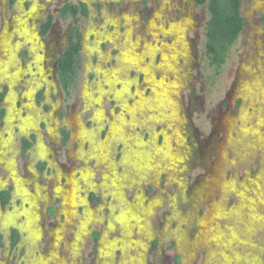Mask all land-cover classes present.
I'll list each match as a JSON object with an SVG mask.
<instances>
[{
	"label": "rangeland",
	"instance_id": "1",
	"mask_svg": "<svg viewBox=\"0 0 264 264\" xmlns=\"http://www.w3.org/2000/svg\"><path fill=\"white\" fill-rule=\"evenodd\" d=\"M85 1L91 2V0ZM260 1H243L242 14L246 21L251 24L241 36L242 40H239V43L232 48L219 75H215L214 71L207 67L206 62L202 59L203 28L208 19V13L204 7H191L189 13L192 21L197 22V25L195 26L196 33L190 35L194 43L189 56L193 60L187 56L189 62L184 65L189 70L180 69L182 75H178L179 73L175 69L168 70L167 65H164H174L173 59H171L172 51L169 52L167 45V41L171 40V37L165 36V33L157 27L158 25L147 22L144 37L136 42L134 33L127 38V33L132 30L131 27H128L126 32V25L122 18L117 19L116 26L119 27L120 42L124 43V47L128 49L129 53L127 60L123 59L121 55H117L118 61L127 64V66H122L118 63L117 70L125 75L129 67L128 77L134 78L135 87L143 90V95L147 94L145 101L137 100L134 86L129 87L125 96L122 92L121 98L132 101L134 105L128 111L126 109L124 113L122 109V111L115 113L118 115L116 118L119 119L120 124L113 126L111 136L101 143H96L92 138L95 130L85 131L79 117H75L76 138L87 141L92 139L89 141L92 147L90 153H85L83 151L87 148L86 142H82L79 146V142L74 140L69 145V151L74 153L79 147L80 149L75 152V158L86 160L94 152L95 157L99 159V153L96 151L99 150L102 152L101 160L110 169H113L116 164L110 159L111 152L109 149L113 148L116 145L115 142L118 141L125 148L121 159V164L126 168L123 175L126 181L123 183L126 186H141L145 183L154 184L157 182L156 187L146 184L141 187L130 188L125 193V199L132 206L137 207V210H142L144 213L138 211L140 215L133 217L137 218L134 219L133 228L139 227L140 242L134 243L135 246H132V241L124 244V247L128 249L125 250V258L120 261L121 264H144L142 261L146 251L144 241L149 239L151 229L148 221L142 223L143 218L151 219L153 224H163L162 221L171 211L169 199L171 196L175 197L176 209L171 211V214L174 215L170 229L177 230V238L173 236L171 240L162 242L157 249L152 250L151 248L150 254H148V264H201L202 262L203 264H264V59H260L258 56L255 60L257 55L253 54V46L242 43L243 40H249L253 45L259 42L261 49H264V23L257 22L259 17L264 15V5ZM24 2L29 3V5L34 3L33 0H25ZM146 2L144 14L148 19L151 17L152 7L153 9L161 6L169 8L173 4V0H146ZM35 3L45 9L44 13L47 11L53 13L58 8L54 0H35ZM7 4L8 0H0V26L4 18L23 15V13L17 12L16 8L11 12L7 8ZM22 6H24L23 3ZM161 11L162 9H157L154 15L159 17ZM93 14L95 15L94 20L86 22L83 32L86 30L90 32L93 28H97L101 30L97 31L98 36L102 38L103 31L107 27L103 20L107 15L105 12H93ZM141 16L142 12L139 13V20ZM174 16V11L171 10V13L167 16L163 14L161 20L156 23H162L163 26L166 23L171 25ZM28 20L34 21L36 18L30 13ZM125 20L129 22V18H125ZM109 26L107 27L108 30L111 28ZM69 27V22H57L53 30L55 40L62 39ZM174 31H176L175 28ZM88 34L85 41L92 42L93 38ZM25 38L31 43L33 50L36 49L37 45H40L32 27L26 29ZM100 40L104 41L103 39ZM11 41L12 43L19 41L16 33L11 34ZM145 42L152 45L153 53L146 49ZM0 45L2 56L6 57V67H3L0 61V75L6 78L9 86L12 87L15 85L17 77L7 63L14 61L16 46L9 45L6 33L0 35ZM98 47H102V43ZM159 52L161 58L158 55ZM87 54L85 49L83 60L84 86L88 88L87 85H89L91 90H95L97 85L93 81L92 83L88 82L93 70L88 69L87 63L88 61L91 62L94 55ZM142 55H144L145 61L150 60L152 64L160 61V64L164 65L163 69L159 71L155 69L151 74L149 66L144 65L145 71L142 70ZM166 57L168 58L164 62L163 59ZM175 60L178 66H182L185 62V58L176 57ZM108 61L111 62L110 59ZM150 66L153 69V66ZM104 67L107 66L102 64L100 68L103 69ZM172 71H174V77ZM100 75L97 72L95 77L98 76L101 79L102 76ZM146 75L153 81L146 83ZM182 77H184L183 84L177 88L173 83L174 78L178 83L182 81ZM100 83L104 87L105 82L101 80L98 85ZM107 83L111 92L103 96V105L109 102L110 94L112 96L113 90L118 88L110 80ZM125 84L128 85L129 83L126 82ZM100 87L103 89L101 85ZM159 90L163 92H158ZM153 91L154 94L152 95ZM78 93L80 95L77 94L76 109H79L80 101H86L81 93V88ZM31 95L32 92L27 91L26 97L28 99ZM149 96L151 97L146 99ZM13 101L14 94L10 91L7 98L8 111H10ZM48 103L51 104L50 101ZM37 108L40 116L47 113L43 105ZM47 108L49 110V106ZM139 109L142 119L146 114L145 111L150 114V118L143 119V121L139 120L141 119L139 116L137 118L138 124L132 126L134 124L132 121L136 120L134 114L137 113L131 114V111ZM18 111L20 114L23 113L22 108ZM32 113V116L27 115L25 121L20 124L21 132L37 131L36 123L40 116L35 113V109H32ZM20 114L16 119H20ZM50 116L53 119L52 114L48 115V117ZM7 120L8 127L12 126V115H8ZM44 121L47 124V119ZM100 122L102 123L103 120ZM144 122L153 133L138 129V127L143 126ZM55 129L56 123H53L49 132L53 133ZM135 132L138 135L141 134V139L144 142ZM100 135L101 133H99V137ZM44 139L47 143L49 140L52 144L54 142L46 135H44ZM9 143L11 144V140L8 139L6 144ZM119 143L114 147L113 159L115 161L118 158ZM172 150L173 152L170 154ZM184 153L185 155H183ZM92 161L93 159L89 160V165ZM72 163L77 164L79 162ZM117 169L120 170L119 167ZM117 169L115 176L119 173ZM77 173L78 180H81L78 183L80 187L72 190L71 186H68L66 192L68 202L75 203L79 197H86L89 193L86 185L92 181L100 182L103 178L102 173H105L106 187L113 190L111 196L114 201L117 203L123 201V192L118 189L120 182L110 170L105 169V166H99L94 171V175L86 176L82 167L78 169ZM69 180L68 182H70ZM198 182L199 184H197ZM140 192L144 193L142 199L139 198ZM154 194L160 196L159 202L152 203L149 209V197ZM108 198L109 195L105 192L103 197L105 206ZM192 204H196L195 208L190 206ZM103 210V214H105V209L103 208ZM186 210H189L187 214L193 217L187 225L185 223L179 224L178 213H182L181 215L184 216ZM195 211L203 212V214L200 217L196 216ZM72 216L71 213L68 216L63 215L62 220L65 226L58 232L59 246L54 247L57 243L53 242V233L47 231V233L43 232L38 236L34 247L33 244L36 242L34 239L37 237L39 229L36 228V213H30L28 219L30 226L27 224L23 226V229L28 233L25 236V241L29 242V249L27 250L25 243L16 251L10 250L9 246L1 247L3 245H0V264H69L70 260L74 261L75 264H96L98 248L88 240L89 238H84L85 241L88 240V243L86 244L83 240L78 253L73 251L70 241L73 239L76 229H79V224L77 221L72 222ZM128 216L129 212L127 211L118 217L120 219L119 229L114 227L115 229L110 230L106 226L108 230L105 240L107 245L111 244L110 246H112L114 261L120 257L118 252L121 245H119L118 240V246H113L112 237L120 236V231L122 235L129 237L131 228L127 223ZM61 217L59 215L58 219ZM0 218L5 229L15 224L14 215L0 214ZM108 218L109 214L104 215L101 220L102 223L105 224ZM89 223L87 224L88 228L91 226ZM99 228L98 226L97 229ZM84 234L85 231L81 230L80 235L83 236ZM187 234L191 237H188ZM151 242L153 244L155 239ZM102 247L103 250H111ZM133 247L139 250L134 252ZM102 255L106 257L105 252H102ZM178 256L180 263H177ZM104 257L101 258L102 264H108L106 262L108 257ZM99 264L101 263L99 262Z\"/></svg>",
	"mask_w": 264,
	"mask_h": 264
},
{
	"label": "flooded vegetation",
	"instance_id": "2",
	"mask_svg": "<svg viewBox=\"0 0 264 264\" xmlns=\"http://www.w3.org/2000/svg\"><path fill=\"white\" fill-rule=\"evenodd\" d=\"M24 1L25 0H21L20 2L18 0H8L7 8L11 12L16 8L17 12L23 13L24 16L18 15L16 17L13 15L9 16V18H4L2 20L3 23L0 26V35L2 36L3 33H6L8 35L9 45L16 46L14 61L9 64L7 63V65L17 77L15 85L10 87V84L6 81V78L0 75V214L14 215L16 219L15 224L5 229L2 225L3 221L0 218V245H3L1 247L9 246L10 250L12 249L16 251L22 244L25 243L28 250L29 242L25 241V236L28 233H26V230L23 229V226L25 224L30 226L28 221L29 215L30 213L35 212L37 215L36 228L39 230L37 237L34 236V240H36V242H34L33 246L37 243L38 236H40L41 233H47L48 231L51 232V234L53 233V242L57 243L54 245L56 248V246H59L57 238L58 232L65 226L62 220L63 215L68 216L71 213L73 215L72 222L77 221V224H79V229H76L75 233L73 234V239L70 241L73 251L78 253L79 247L83 243V240L85 241V239L89 238L88 240H90L92 244L96 245L95 247H97L99 251H97L98 256L96 258V264H99V262L102 264L101 258L104 257L102 252H105L106 257H108H104L108 259V261H106L108 264H121L120 261H123L125 258V250L128 249L124 247V244H128L129 241H132V246H135L134 243L137 241L140 242L139 227L137 229L133 228L134 219L137 218L133 217L140 215L138 211L144 213L142 210H137V207L132 206V204H130L125 199V193L126 191L130 190V188L141 187L146 184L156 187L157 182L154 184L145 183L141 186H126L123 183V181H126L123 176L126 168L123 164H121V159L125 148L123 144L119 143L118 141L115 142L116 145L118 143L120 144L118 145V158L116 161L113 159L115 151L114 147L116 145L114 144L115 146L109 149L111 152L110 159L116 164L113 169H110L106 163L101 160L102 152L99 150H96L99 153V159L95 157V152L93 154L91 153L86 160L75 158V152L80 148L78 147L73 153V151H69V145L73 143L74 140L79 142V146L82 144V142H86L87 148L83 152L90 153V148L92 146L89 141L92 139L87 141L85 139L79 140L76 138V126L74 125V119L75 117H79L85 131L91 132L94 129L95 133L92 135V138L96 143H101L104 141V139H107L109 136H111L113 126L118 125L119 123V119L116 118L118 115L115 113H118L122 110L124 113L126 112V109L128 111V109L130 110L134 105L132 104V101H127L125 98H121L122 92H124L125 96V94H127L129 91V87L134 86V91L137 95L135 97L138 98L137 100L140 99L145 101V96L147 94L143 95V90L135 87L136 85L134 78L128 77L129 67L125 75L117 70V66L119 64L122 66H127V64L117 60V55H121V57L126 60L129 56L128 49H125L124 43L122 44L119 39L120 31L119 27L116 26L118 18L121 17L125 23L126 32L127 28L131 27L132 30L130 33H127V38L131 37L134 33L136 42L144 37L146 33L145 24L147 22L152 25H158L157 27H159L160 31L165 33V36L171 37V40L167 41V45L169 52L172 51L171 59H173L172 61L174 62V65H164H167L166 67L168 70L171 68L175 69V71L179 73L178 75H182L180 69L185 68L184 64L189 62L187 56L190 57L189 54H191V48L194 43L193 38L190 37V35L192 33H196L195 26L197 25V22H193L189 14L191 7H204L206 10V6L197 5L194 0H173V4H171L169 8L161 6L158 8L155 7L153 9L152 7L151 17L148 19L144 14L147 4L146 0H91L90 3L85 0H54L57 3L58 8L53 13L48 11L44 13L45 9H42L40 5H36L35 0H33V5H29V3ZM243 1L244 0H241L239 9L244 21L243 29L237 41L231 47L228 57L232 51V48L237 43H239V40H242L241 36L246 32L247 27L251 24L249 21H246V18L242 14ZM260 2L264 5V0H261ZM22 3L24 6H22ZM22 7H24V9H21ZM147 9L149 10V8ZM157 9H162L161 15L159 17L154 15ZM171 10L174 11L175 15L171 25L166 23L165 26H163L162 23H156L158 20H161L160 18L163 14L164 16H167L169 13H171ZM93 12H105L107 16H105L103 23H105V26L107 27L111 25L109 26L111 27L109 30L107 27L104 29L102 38L98 36V32L101 30H98L97 28H93V30L90 31L92 33H90L89 30L83 32V27L86 22L94 20L95 15ZM140 12H142V16L139 20ZM30 13L34 15L36 20H28ZM125 18H129V22H127ZM60 21L69 22L70 27L63 35L62 39L55 40V37L53 36V30L56 26V23ZM257 22L264 23V15L260 16ZM205 26L206 23L203 28L204 35L202 40V59L206 62L207 67L214 71L215 75H219L228 57L225 63L219 69H215L213 66L209 65V62L204 54ZM28 27L33 28L34 32L36 33L38 43L40 44L37 45L36 49L34 48V50L31 47V43L25 38L26 29ZM174 28L176 31H174ZM14 33L17 34V39H19V41L12 43L11 34L13 35ZM87 34L92 36V42L87 41V43L85 41ZM76 37L78 38L79 42L76 54L78 66L77 73L73 83H65L64 80L61 79L59 61L60 58L65 54L70 43L76 40ZM100 39H103L104 41L102 42ZM100 43H102V47H98ZM242 43L243 45L246 43L247 46H253V54L257 55L255 56V60L258 58V56L260 59H264V49H261L259 42L258 44L253 45L249 40H243ZM145 45L146 49H148L150 53L154 52V49L150 43L145 42ZM85 49L88 52L87 55H94L91 62L88 61L87 63L89 66L88 69L93 70L91 71L92 75L89 77L88 82L92 83L93 81V83L97 85L95 90H91L87 84L86 85L88 88L84 86L85 81L83 80V60L85 58ZM144 55H142L141 58L143 63V66L141 67L142 70H144V65L149 66L151 74L155 69H157V71L163 69L164 65L160 64V61L156 64H152L150 60L145 61ZM158 55H160L159 57L161 58L160 52ZM162 56L164 57L163 53ZM176 57H180L181 59L185 58V62L182 66L177 65L175 60ZM167 58L168 57L164 58L163 61L165 62ZM109 59L111 62L108 61ZM190 59L193 60L191 57ZM0 61L3 67H6V57L2 56L1 45ZM102 64L107 66L103 68L105 70L100 68ZM150 65L153 66V69ZM185 69L189 70L188 68ZM97 72L101 74V79L98 76L95 77ZM173 73L174 71H172V75ZM101 80L105 82L104 87L103 84L100 83L103 89L100 87V85H98ZM109 80L112 81V83L118 88L113 90L114 92L112 93V96L110 94L111 99H108L109 102L103 105V96H106V93L111 92L109 89L110 87L107 85V81ZM146 80V83L153 81L152 78H149L147 75ZM183 81L184 77H182V81L178 83L174 78L173 83H175L176 87L178 88L180 84H183ZM126 82L129 84L126 85ZM80 88L81 93L83 97H85L86 101H80V107L79 109H76L75 104L77 103V96L80 95V93H78ZM10 91H12L14 94V101L10 111H8L7 98ZM27 91L32 92V95L29 99L26 97ZM158 92L163 91L159 90ZM141 93L142 95L140 96ZM153 94L154 91L152 95ZM151 96L147 97L146 99H149ZM49 101L51 104L48 103ZM42 105L46 109L47 113L43 112L44 114H41L40 116L37 107ZM47 106H49V110ZM20 108H22V114H20L18 111ZM32 109H35V113L40 116L36 123L37 131L23 133L21 132L19 126L23 121H25L27 115L32 116ZM58 109L61 110L59 111ZM145 112L146 114L143 116L144 120L150 118V114H147V111ZM134 113L137 114L135 115ZM18 114H20V119H16ZM49 114H52L53 119H51V116L48 117ZM131 114H134L136 119L132 121L134 122L132 126L138 124L137 118L139 116H141V119L139 120H143L142 114H140V109L131 111ZM8 115H12V126L10 127H8ZM45 119H47L48 125L44 121ZM101 120H103L102 123L100 122ZM53 123H56V129L53 133H51L49 132V129ZM138 129H144L147 132L151 131V129L146 126L145 122L143 123V126L138 127ZM136 132L135 134H137ZM99 133H101L100 137ZM44 135L48 136L49 139H52L54 141L53 144L50 140L47 143V141L44 139ZM138 137L141 139V134L138 135ZM8 139L11 140V144L9 143L7 145L6 142ZM141 141L144 142L142 139ZM172 152L173 150L170 152V154ZM183 155H185V153ZM91 159H93V161L89 165V160ZM75 161L79 163H72ZM101 165L105 166V169L110 170L114 176L116 169L118 167L120 168V170L117 169L119 173L115 177H117L118 181L120 182L118 189L122 190L123 192V201L121 203L114 201L111 196L113 190L106 187V182L104 179L105 173H102L101 175L103 178L100 180V182L96 183L92 181L90 184L86 185L89 189L87 190L89 192L86 196L87 198L79 197L78 201L75 203L68 202V195L66 194L68 186L70 185L72 190H76L80 187L78 185V183L81 181L78 180V169L82 167L86 173H84L86 176L89 174L94 175V171ZM68 179H70V182H68ZM197 184H199V182ZM105 192L107 195H109L106 206L103 203ZM139 196L141 199L144 198V193L140 192ZM159 197L160 196L156 194L150 196L148 208L152 203H158ZM169 199L171 202V211L175 210V197L171 196ZM195 205L196 204H192L190 206H194L195 208ZM103 208L105 209V214H103ZM207 208H209V206H207ZM127 211L129 212L127 223L131 228V232L129 237H125L119 230L120 236L112 237L113 239L111 242L113 246H118V240L120 242L119 245H121V249L118 252L120 257L117 261H114L112 257V246H110L111 244L107 245L105 240L108 230L106 229V226L109 227L110 230L115 229L114 227L118 228L120 220L118 217ZM171 211L162 221L163 224H153L151 219L143 218L142 223L148 221L151 229L149 239H145L144 241L146 244V251L142 260L144 261V264H148V254H150L149 251H151V248L152 250H155L162 242L169 239L171 240V237L174 236L177 238V230L174 228L170 229L174 215L171 214ZM188 211H185L187 216H183L181 215L182 213H178L177 220L179 224L185 223L187 225L190 222L193 216H189V214H187ZM106 214H109V218L104 224L101 220ZM202 214L203 212L198 213L195 211L196 216L198 215L200 217ZM59 215L62 216L60 219H58ZM88 223L91 225L89 228L87 227ZM98 226L100 227L99 229H97ZM81 230L85 231L83 236L80 235ZM187 236L191 237L189 234H187ZM153 239H155V242L152 244L151 241ZM88 240L85 241L86 244L88 243ZM102 246H104L106 249L110 248L111 250H103ZM132 250L135 252L139 249L133 247ZM179 256L177 258V263H180ZM69 264H75V262L70 260ZM201 264H203V262Z\"/></svg>",
	"mask_w": 264,
	"mask_h": 264
},
{
	"label": "trees",
	"instance_id": "3",
	"mask_svg": "<svg viewBox=\"0 0 264 264\" xmlns=\"http://www.w3.org/2000/svg\"><path fill=\"white\" fill-rule=\"evenodd\" d=\"M197 5H205L208 19L205 26L204 51L209 65L215 69L225 63L229 51L237 41L242 29L243 18L240 14L241 0H194ZM78 38L71 42L60 58L61 79L73 83L77 73Z\"/></svg>",
	"mask_w": 264,
	"mask_h": 264
}]
</instances>
